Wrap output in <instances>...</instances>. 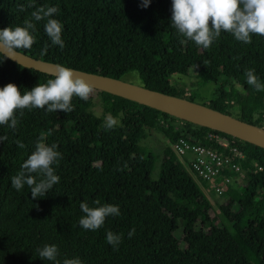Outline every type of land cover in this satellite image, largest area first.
<instances>
[{"label": "trees", "instance_id": "obj_1", "mask_svg": "<svg viewBox=\"0 0 264 264\" xmlns=\"http://www.w3.org/2000/svg\"><path fill=\"white\" fill-rule=\"evenodd\" d=\"M41 6L58 8L52 18L62 25L64 47L51 44L46 20H33L36 31H29L35 42L20 50L119 78L137 71L141 84L194 101L170 76L188 75L195 67L200 85L218 84L215 97L204 104L230 114L229 108L237 105L239 118L264 127V90L257 92L245 76L254 69L264 85V37L253 35L244 44L221 32L210 48L198 47L171 26L172 0H151L147 8L140 7V0H0V30L23 27ZM54 78L0 53V88L13 83L23 94ZM92 88L87 101L73 97L70 113L25 109L23 116L16 113L15 130L0 125V136H7L0 142V264H56L39 257L38 249L45 245L57 247L59 264L75 258L82 264H264V147ZM97 99L102 114L94 109ZM108 114L118 121L111 130L104 129ZM146 128L163 132L169 141L158 179L152 177L154 152L140 144ZM213 134L236 141L244 156L235 160L246 169L245 175L226 169L232 182L223 193L220 213L198 181L213 187L171 147L183 136L218 148ZM41 135L61 154L53 165L60 179L45 197L33 199L27 185L14 189L11 177L35 151ZM82 202L89 207L117 205L120 215L107 217L97 230H85L79 226ZM108 231L122 237L118 247L107 243Z\"/></svg>", "mask_w": 264, "mask_h": 264}, {"label": "clouds", "instance_id": "obj_2", "mask_svg": "<svg viewBox=\"0 0 264 264\" xmlns=\"http://www.w3.org/2000/svg\"><path fill=\"white\" fill-rule=\"evenodd\" d=\"M151 0H140V7L147 8ZM32 7V4H29ZM23 11V7H21ZM58 12L54 6H41L31 12V19L24 21L23 27L5 28L0 30V53L6 58L15 59L20 49H30L35 42V37L30 33L36 31L34 21L46 20L44 30L52 45H59L62 49L64 41L61 38L62 25L53 15ZM171 26L177 34L193 41L198 47L208 49L214 40L220 37L221 32H227L234 38L250 44L253 35L264 37V0H172ZM185 42L183 39L180 41ZM46 51V48H45ZM247 84L254 87L257 92L264 90L255 74L254 69L245 72ZM93 88L85 78L77 75L73 70L57 65L55 78L39 83L30 91L21 94L19 88L9 83L0 88V125L15 130L18 120L16 113L23 116L25 109H46L47 112L61 110L65 113L74 111L73 97L87 101ZM118 121L108 114L105 117L104 129L111 130ZM48 135H51L49 132ZM7 140V136H0V142ZM44 136L39 138L35 151L22 163L20 171L11 177V185L20 191L27 185L33 199L43 198L54 185L59 183V177L54 174L53 165L61 158L57 145L48 146ZM18 147L25 145L16 142ZM35 174V176L33 175ZM36 177H39L37 180ZM97 205L99 201L95 202ZM80 209L84 215L79 219V226L85 230L101 228L107 217L119 216L120 208L117 205L105 204L98 207H89L81 203ZM135 233L132 229L128 236ZM122 237L111 231L107 232L106 241L114 248L118 247ZM42 260L57 261L58 249L55 245H45L38 249ZM63 264H82L79 258L65 259Z\"/></svg>", "mask_w": 264, "mask_h": 264}, {"label": "water", "instance_id": "obj_3", "mask_svg": "<svg viewBox=\"0 0 264 264\" xmlns=\"http://www.w3.org/2000/svg\"><path fill=\"white\" fill-rule=\"evenodd\" d=\"M18 52L19 54L15 56V59H10L23 66L35 68L53 75H55L57 65L63 66L73 70L80 77L85 78L94 88L162 109L264 147V127L245 121L228 112L183 96L173 95L149 88L143 84L126 81L123 78L55 63L34 57L22 50H18Z\"/></svg>", "mask_w": 264, "mask_h": 264}, {"label": "built area", "instance_id": "obj_4", "mask_svg": "<svg viewBox=\"0 0 264 264\" xmlns=\"http://www.w3.org/2000/svg\"><path fill=\"white\" fill-rule=\"evenodd\" d=\"M219 147L202 145L189 141L181 136L172 143L175 154L198 176H201L219 194L226 191L232 177L225 175L226 169L245 175L246 169L235 157H243L244 153L234 139L225 135L213 134ZM261 168V166H259Z\"/></svg>", "mask_w": 264, "mask_h": 264}, {"label": "rangeland", "instance_id": "obj_5", "mask_svg": "<svg viewBox=\"0 0 264 264\" xmlns=\"http://www.w3.org/2000/svg\"><path fill=\"white\" fill-rule=\"evenodd\" d=\"M126 81H130L136 84H141V78L137 71H130L123 75L122 77ZM170 82L174 85L180 86L186 90V93L189 95H193L196 101L200 103H209L211 99L215 97V91L218 86L216 82H208L205 85H200L199 78L197 76V68L192 67L190 73L188 75L174 73L170 76ZM236 87H239L236 85ZM97 113H103V107L99 99L95 102V108ZM232 115L238 117L239 116V109L237 105H233L229 108ZM147 130V137L140 141V144L146 146L150 149V151L154 152L156 157L155 162V169L153 171L152 177L154 179H158L160 173V166L161 160L163 156L164 149L169 144L167 136L155 129V128H146ZM205 192V194L209 197L212 201L215 209L219 212L220 204H224L226 202V195L219 194L215 189L206 187L198 181ZM220 213V212H219ZM219 223V219L217 220ZM181 234L180 231L177 232L179 236Z\"/></svg>", "mask_w": 264, "mask_h": 264}]
</instances>
